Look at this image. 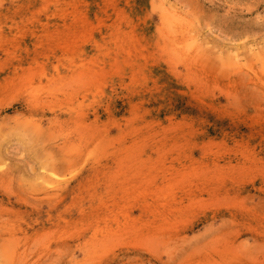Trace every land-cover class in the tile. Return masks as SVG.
<instances>
[{"label": "rangeland", "instance_id": "obj_1", "mask_svg": "<svg viewBox=\"0 0 264 264\" xmlns=\"http://www.w3.org/2000/svg\"><path fill=\"white\" fill-rule=\"evenodd\" d=\"M0 264H264V0H0Z\"/></svg>", "mask_w": 264, "mask_h": 264}]
</instances>
